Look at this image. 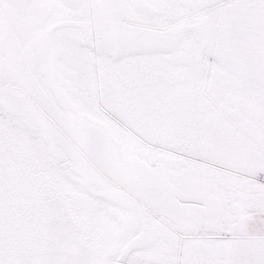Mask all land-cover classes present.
<instances>
[{
	"label": "snow or ice",
	"instance_id": "snow-or-ice-1",
	"mask_svg": "<svg viewBox=\"0 0 264 264\" xmlns=\"http://www.w3.org/2000/svg\"><path fill=\"white\" fill-rule=\"evenodd\" d=\"M0 264H264V0H0Z\"/></svg>",
	"mask_w": 264,
	"mask_h": 264
}]
</instances>
